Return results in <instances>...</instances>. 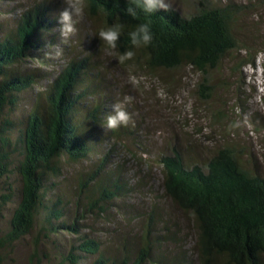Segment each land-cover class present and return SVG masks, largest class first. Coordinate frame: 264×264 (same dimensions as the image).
<instances>
[{
    "label": "trees",
    "instance_id": "16d2710c",
    "mask_svg": "<svg viewBox=\"0 0 264 264\" xmlns=\"http://www.w3.org/2000/svg\"><path fill=\"white\" fill-rule=\"evenodd\" d=\"M50 1L31 5L11 23L0 18V220L5 225L0 251L39 227L36 248L41 236L73 235L66 251H57L61 264H264V160L253 149L247 156L229 142L215 143L193 158L185 151L188 146L178 142L149 159L142 155L148 149L142 147L141 124L132 119L127 126L104 129L101 125L116 101L103 88L106 62L96 57L103 46L94 36L118 16L124 35L117 50H131L133 56L123 63L113 58L109 64L143 66L155 73L189 67L202 73V88L209 96L212 70L229 59L236 63L235 72L256 64L264 47H255L259 43L251 36L254 22L248 14L264 0L242 6L199 0L189 16L169 5L168 11L147 17L153 40L136 48L127 31L145 21L142 12L134 20L124 12L126 0H84L90 44L82 43L78 48L83 49H75L76 54L49 72L43 70L51 65L44 52L58 39L51 13L56 8ZM34 62L40 63L42 69L35 67L43 75L21 65ZM43 79L46 83L32 93ZM117 149L126 153L117 156L120 162L114 158ZM130 158L140 176L159 165L162 204L148 202L144 210L120 204L119 199L143 189L142 181L131 179L123 168ZM77 163L84 168L74 177L63 173L65 164ZM149 186L153 189L154 182ZM112 207L142 223L135 243L126 237L108 248L95 235V226L86 223L89 214L106 217ZM176 211L182 214L178 219Z\"/></svg>",
    "mask_w": 264,
    "mask_h": 264
},
{
    "label": "rangeland",
    "instance_id": "374dc122",
    "mask_svg": "<svg viewBox=\"0 0 264 264\" xmlns=\"http://www.w3.org/2000/svg\"><path fill=\"white\" fill-rule=\"evenodd\" d=\"M43 0H3L0 3V18L7 23L13 22V18L20 15L24 9L30 5ZM52 1V2H51ZM51 11L53 17H57V12L63 7V0H51ZM259 0H211L214 4H225L233 2L237 6L252 5ZM57 2L59 6H57ZM166 2L189 16L198 9L199 0H166ZM252 11L248 14L250 21L254 22L251 27L252 38L256 36L255 47H264V5L251 6ZM247 10V9H246ZM257 20V21H255ZM249 22V19H248ZM247 22V23H248ZM250 24V23H248ZM248 25L245 24V28ZM77 31L71 35L66 43H61L59 35V25H56L53 32L58 39L52 48L44 53L54 51L55 47L61 49V55L56 58L48 57L50 66L43 70H49L58 64L65 63L72 52H77L79 46L84 43L85 34H90V26L84 18L75 25ZM81 35V36H80ZM84 38V39H83ZM90 49L97 47L88 46ZM77 49V50H75ZM74 54V55H75ZM96 57L104 64L103 75L107 80H103V88L111 93L114 102L123 101L125 110L130 114L131 121L137 125L141 124L140 134L143 139L145 158L157 157L159 153L167 152L176 143L187 145L186 153L191 157L196 154H204L206 149L214 147L219 142H229L231 145L245 151L247 156L253 151L264 160V50L258 54L256 64L244 66L239 72H235L233 60H227L225 64L217 67L209 73L211 95L205 88H202L203 76L198 70L187 68H161L157 73L150 71L143 66L130 65L127 67L109 64L113 58L106 55L104 50L97 52ZM66 58H68L66 60ZM46 59V60H47ZM109 61V63L107 62ZM21 64V63H19ZM42 64V63H41ZM38 70L40 63L34 62L31 65L21 64ZM41 68V67H40ZM42 69V68H41ZM42 75L43 71L38 70ZM46 83L43 79L35 85L32 93H36ZM224 112L223 115L221 113ZM258 127V128H257ZM259 131H257L256 129ZM180 143H178L180 145ZM123 150L117 149L118 155L112 156L119 162ZM141 152V150L139 151ZM123 156L126 153L123 151ZM246 156V157H247ZM150 159V158H149ZM134 161L125 160L126 171L131 175V179L140 180L143 189L135 192L130 197L121 200L120 204H131L135 209H146L147 204L163 200L158 198L161 195V171L159 165H152L148 174L140 176L134 174L138 165H133ZM81 163L65 164L63 173L68 177H74L77 169H83ZM146 170V169H145ZM145 172V171H142ZM134 174V175H133ZM137 180V181H138ZM154 182L152 189L149 183ZM134 183V182H133ZM1 193V190H0ZM140 193V194H138ZM118 200V201H119ZM10 205H8L9 207ZM117 206V205H116ZM113 213L106 217L96 218L89 214L86 223L95 226V232L104 246L113 248L126 237H129L131 244L135 243L137 233L142 227V223L131 219L127 213H119L120 209L112 207ZM117 210V211H116ZM9 210L3 213L9 216ZM174 213V212H173ZM182 214L175 212L176 219ZM187 219H181L180 223L188 225ZM4 220H0V235L4 230ZM184 228L186 231L190 230ZM33 235H28L17 241L11 248L0 251V264H61L59 249L66 251L68 241L72 240L70 233H60L59 235L49 234L50 238H40L39 248H36L34 239L37 238L38 229ZM88 230V229H87ZM36 232V233H35ZM173 248H175L173 246ZM42 253H52L48 258H43ZM42 259H41V258ZM82 264H86L82 262Z\"/></svg>",
    "mask_w": 264,
    "mask_h": 264
},
{
    "label": "clouds",
    "instance_id": "9594fccd",
    "mask_svg": "<svg viewBox=\"0 0 264 264\" xmlns=\"http://www.w3.org/2000/svg\"><path fill=\"white\" fill-rule=\"evenodd\" d=\"M169 8L170 6L166 0H126L124 9L126 15L138 20L139 13L142 12L146 18L144 22L136 23L127 31V39L133 48L147 46L153 40L151 21L147 17H150L158 10L168 11ZM84 10V0H63V7L59 10L56 17L59 24L61 43H66L67 39L75 34L77 31L75 25L83 18ZM122 35H124V24L121 23L118 16L113 23L99 28L94 34V36L99 38L105 54L116 59L118 63L130 60L133 56L131 50L123 52L117 50V43ZM60 55L61 49L59 47H55L54 51L45 53V56L52 58ZM128 99V97H125L123 101H118L111 106L112 111L106 115L104 123L101 125L104 129L115 130L129 124L131 116L124 107Z\"/></svg>",
    "mask_w": 264,
    "mask_h": 264
},
{
    "label": "bare ground",
    "instance_id": "6f19581e",
    "mask_svg": "<svg viewBox=\"0 0 264 264\" xmlns=\"http://www.w3.org/2000/svg\"><path fill=\"white\" fill-rule=\"evenodd\" d=\"M30 6H31V5L29 4V7H30ZM29 7H27V8H29ZM27 8H26V9H27ZM24 10H25V9H24ZM57 25H59V24L57 23ZM84 34H85V37H84V38H86L84 42H87L88 44H90V43H89V38H91V37H90L89 35H87L86 33H84ZM80 36H81V35H80ZM84 38H83V39H84ZM91 51H92V50H91ZM84 52H85V51H82L81 54H84ZM85 54H86V53H85Z\"/></svg>",
    "mask_w": 264,
    "mask_h": 264
}]
</instances>
